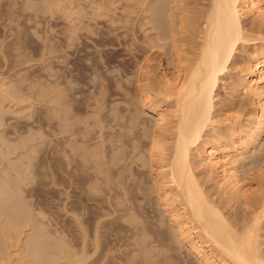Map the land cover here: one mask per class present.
Here are the masks:
<instances>
[{
    "label": "bare ground",
    "instance_id": "bare-ground-1",
    "mask_svg": "<svg viewBox=\"0 0 264 264\" xmlns=\"http://www.w3.org/2000/svg\"><path fill=\"white\" fill-rule=\"evenodd\" d=\"M167 4H165L166 6L163 4L159 10L157 9L161 23L158 25L159 27L156 24L158 31L156 38L158 37L162 42H160L161 44L169 41V44L167 43L169 46L164 48L162 54L167 69L163 66V63H158L156 64L157 73L152 69H144V74L137 76L136 100L138 98L140 101L139 104H141L143 111L141 107L140 110H135L134 105V110H130L125 122H120L123 119L121 116L122 119L118 121L119 129L116 128V130L114 129L106 135L102 132L101 127L92 132V128L80 127L79 120L74 119V144L72 143L74 152H71L72 150L70 149V152L74 153V200L75 198L85 197L83 199L90 200L92 198L94 200L96 198L98 201H103L104 198H99V195H101L99 192L105 194V202L108 203L107 212L114 214L115 218L113 219L112 215L110 221L124 220L128 222V225L135 230L132 237L135 239V243L139 245L138 253L143 262H149L148 259L152 258V249L156 245V239H152L150 234L153 229L151 232H147L148 228L145 229L143 226V221L146 218L143 217L144 215L142 216L141 207L138 205L132 206V200L129 203V196L132 195V190H139L140 192L138 191L137 193H141V196H144L147 190L143 185L144 181L141 175L135 168L131 170L130 167L132 163L139 166L147 165L151 176L150 188L158 195L160 203L158 202L157 204L162 206L160 211H164L171 222L169 232L173 236L172 238L185 248L184 251L186 250L193 254L198 263L264 264V246H261L262 240L260 238V229L262 228V222H264V188L249 194L248 188L243 183L244 177L240 172V169L245 170L246 153L252 147L256 148L260 135L264 131V0H209L201 15L202 26L197 32L199 39L196 42L197 36L193 37L195 38L196 46L190 48L191 50L188 54H182L181 47L177 44L174 27L176 22L171 11L172 7H167ZM32 6L30 5V7ZM82 7L84 8V6ZM93 8H95L94 5L92 10ZM91 13L93 14V12ZM99 13L101 12L99 11ZM247 14L253 19L250 24H248L249 22L245 24L246 19L244 20V16L246 17ZM191 20H189L190 24L193 21ZM180 21L182 23L183 18ZM193 26L195 25L193 24ZM103 40L101 36L97 38L98 43ZM248 43L251 45L249 51H247L248 46L245 47ZM240 47L247 49L245 51V48H242L244 50L243 56L237 55V57L240 56L238 58L241 61L239 59L236 60V54ZM157 55L160 60V55L158 53ZM77 59L79 60V58ZM231 69L234 70L232 74L229 72ZM226 75L229 78L227 81ZM221 80L222 82L220 83L219 81ZM93 81L95 80L93 79ZM219 87L229 90L227 92L229 95L227 100L229 99L233 102V98L238 100L240 98H237V96L240 95H249L250 99H257L261 105L260 112H248L244 121L241 117L220 118L222 115L218 113L220 108H216V104L219 102L216 98ZM106 90L103 93L106 94ZM244 102L240 103L243 104ZM223 106L226 108L225 105ZM82 110L80 109V111ZM226 115L228 116V114ZM68 125L66 126L68 127ZM12 149L15 150V146ZM62 151L61 153L64 154V149ZM68 155H70L69 152ZM31 157L32 155L27 156L23 167L20 168L18 166L20 169L18 167L16 169L12 168L15 171L12 174L11 172L10 174L6 172L8 175L0 173V261L6 258L2 261L4 263L7 260V255L12 256L14 254H8L5 249H7L6 247L10 242H16L14 244L17 248L13 249L16 258L14 256L15 259L8 257V260H15V264H84V257H86L84 241L81 245L80 255L77 250L72 249L73 245H69L68 242L71 241L63 238L68 233L67 231V233L64 232V236L57 235L59 229L60 232L65 231H62L61 228L63 227L58 226L59 229L56 227L52 229L49 227L50 223L46 224L44 220L46 218L45 210L43 211L44 208L40 205V202H43L41 197L44 194L41 193L42 195L38 198L42 200H38L36 204L32 203V200L28 198L33 194L39 195L41 188L39 189L40 186L38 187V184L39 182L43 184L42 181L37 182L35 178L36 184L34 177L38 175V180H40V177L42 179V176H40L42 171L40 169L44 164L35 162L39 167V170L37 168L39 174L36 172L34 174L31 173L36 170L35 166H30ZM258 165H261L260 160L257 163ZM51 167L54 168L52 169L54 172L55 167L50 166L49 168L51 169ZM49 171L51 170L47 172ZM47 172L44 171V173ZM29 173H31V176ZM52 173H50V177H52L51 181L53 182V178L56 175L53 173V176ZM57 181L63 182V180L59 179ZM57 181H54V183L57 184ZM42 184L39 185L42 186ZM44 191L46 192V188ZM148 191L150 193V190ZM129 192L131 195H129ZM232 198L243 204L241 213L229 210V202ZM33 202H36V200ZM75 205V209L72 208V211L77 209V205L76 207ZM85 206H82V208ZM80 208L78 209L80 210ZM107 212L105 211V214ZM74 217L76 219V216ZM81 217L82 219L77 217V220H75L76 225L79 227L76 232L85 235L87 229L85 226L88 227L89 222L87 224L88 219L83 218L84 216ZM140 217L142 218L140 219ZM161 219L163 218L161 217ZM161 219L152 222L156 229L163 224H160L163 221H160ZM99 220L101 219L98 218V221L93 224V230L92 227L90 228L91 232L93 231L92 235H94L95 250L105 238V236H102L103 240L99 241V239H102L100 236L103 234L99 232L101 224ZM54 224H51V226ZM107 227L109 226L103 228ZM103 228L101 227V229ZM88 230L87 232H89ZM104 231H108V229H104ZM22 232L24 233L23 237H21ZM60 232L59 234H61ZM14 244L12 245L15 246ZM103 246L104 244L101 247L103 248ZM16 249L20 250L16 252ZM3 255L5 256L3 257ZM133 257V254H129L126 260H124L125 258L123 259L124 263L122 261L119 262H122L121 264H130L129 261ZM62 258H65V261L63 259V261L59 262L58 260ZM168 259V255L164 254L163 258L158 262L148 264H164L165 262L168 263ZM12 262L14 264V261L9 263L12 264Z\"/></svg>",
    "mask_w": 264,
    "mask_h": 264
},
{
    "label": "rangeland",
    "instance_id": "rangeland-1",
    "mask_svg": "<svg viewBox=\"0 0 264 264\" xmlns=\"http://www.w3.org/2000/svg\"><path fill=\"white\" fill-rule=\"evenodd\" d=\"M167 2L169 3L167 4ZM208 3L209 0H0V173L8 175V173L10 174L11 172L12 174L15 172L14 169H16V167H23L28 155H32L30 159V166L33 165V167L35 166L36 169L31 173L34 174L35 172H39V167L37 166L39 162L40 164L42 163V165L44 164L42 168L39 164L40 168L43 169H40V171H42L40 174L42 179L40 177V180H38V175L35 177L32 175L34 179H37V182H43V184L39 182V184H42V186L38 184V187L40 186L39 189L41 188L40 194L37 196L33 194L34 196L30 195L28 198L32 200L31 202L34 204L38 203L37 201L41 198L43 199L44 205L43 202H39L44 208H42L43 211L45 210L44 212L46 218L44 220L46 221V224L48 225L50 223L49 227L52 229H54V227L59 229L58 226L63 227L61 228L62 231H65L60 232L59 229L61 234H59L57 231V235L64 236V234L68 232L63 238H65V240L67 239L68 241H71L72 243L68 242L69 245H73L72 249H75V251L77 250V253L79 254L81 253V245L84 241V253L86 254V257H84L85 261L83 260L84 264H121L124 258V260L128 258L129 254L134 255L131 261L128 260L130 264H148L151 262H158L163 258L164 254L168 255L169 257L168 263L165 262L164 264H200L195 259L193 254H190L186 250L184 251L185 248L182 245L180 246V244H178V242L172 238L173 236L169 232L171 222L169 221L167 214L164 213V211H160L162 210V206L157 204L159 202L158 195L150 188L151 176L147 169V165L139 166L135 163H132L130 167L131 170L135 168V170H137L141 175L142 180L144 181L143 185L147 188L145 195L141 196V193L138 194L137 192L139 190H132V195L130 192L129 195L131 196L127 195L130 197L129 203L132 200V206L138 205L141 207L142 216L144 215L143 217L146 218V221L142 219L144 220L143 226L145 229L148 228L147 232H151L153 229L154 232L152 231L153 233L151 232L150 234L152 239L155 238L157 241H155L156 245H154L152 249V258L148 259L149 262H143L140 254L137 251L139 245L135 243V239L132 237L135 230L132 229L128 225V222L124 220L119 221L116 219L118 222H115V220L114 222L110 221V219H112V215L113 219L115 218L114 214H109L107 212L108 203L105 202V194L99 192V194H103L101 196L97 192L100 199L104 198L103 201H98L96 198L94 200L92 198L90 200L83 199L85 197H80L79 199L75 198L74 200V153L71 152H74V119L79 120L80 125H78L80 127L86 129L92 128V132H95L97 129H99V127H101V130H103L102 132L105 133V135L109 132H112L114 129L116 130V128L119 127L118 121L123 118L120 122H125L126 117L130 114L131 109L140 110L142 108L141 104H139L140 101L138 98L136 100V78L144 74V69H152L157 73L158 68L156 67V64L158 63H163V66L167 69V65L164 62V56L162 54L164 48L169 46V41L165 43L163 42L164 44H161L162 42L158 39V37L156 38L158 32L157 26L161 23L158 12L160 6L167 4V7H172L171 11L174 16V21L176 22L174 24L175 36L177 38L176 41L178 42L176 43L179 47H181L180 49L182 50V54H188L191 50L190 48L196 46L195 44L198 41L197 39H199L197 32L202 26L201 15ZM30 5H35L39 8H36L35 6L30 7ZM93 5L95 7L93 8L94 11L92 10ZM82 6H84V8ZM90 11L93 12L94 15ZM99 11L102 14L99 13ZM182 12L186 15H184ZM247 15L246 17L244 16V20L246 19L245 24L248 22V24H250L253 19L250 15ZM181 18H183L182 23L180 21ZM191 19L196 21L193 22ZM189 20L192 21L191 24L189 23ZM193 24L195 26L192 27ZM181 35L183 36L181 37ZM100 36L103 37L104 40L98 43L97 38ZM196 36V39L193 38ZM247 46L248 50L245 48ZM250 46V43H248L245 47H240L236 54V60H238V57H240H237V55L243 56L244 50L242 48H245V51H249V49H251ZM78 50L80 51L78 52ZM157 53L160 55L162 60L158 59L159 56ZM77 58H79V60ZM229 72L232 74L234 70L231 69ZM99 78L102 80V82ZM93 79L95 81H93ZM227 80H229V78L226 75V81ZM219 82L221 83L222 80ZM105 90L106 94L103 93ZM4 91H8L9 93H5ZM217 91L216 98L219 100V102H221L220 105L222 104V109L220 105H218L219 102L216 104V108H220H218V113L222 114H220L221 116L218 114L220 118L241 117L244 121L248 112L254 111L259 113L261 110V105L259 104L258 100L252 97V99H250L249 95L237 96V98H240L238 100L233 98L235 102L234 103L229 99L227 100L229 97L227 92L229 90H224L223 88L219 87ZM85 99H88L89 102ZM241 99L242 101H245V104H241ZM222 101L224 102L222 103ZM232 102L236 106H234ZM134 105L135 107L133 109ZM223 105H225L226 108ZM92 106L95 108L93 109ZM80 109L82 111H80ZM141 110L143 111V108ZM143 113L145 114V112ZM113 114L115 117H113ZM226 114H228V116ZM146 116L148 115L146 114ZM105 123L109 124L106 125ZM66 125H68V127ZM16 128L17 130L15 131ZM14 146L15 150H13L14 148L12 149ZM63 149L64 154L61 153L63 152ZM70 149L72 150L71 152ZM66 151L67 153H65ZM51 152H53V154H51ZM68 152L71 156L68 155ZM65 156L69 159H66ZM56 158L57 160H55ZM259 160L261 161V165L257 166ZM65 161H68V165ZM50 166L55 167L54 172L52 171L54 168L51 167L50 169ZM47 168H49L48 170H51L56 176H54L51 171L47 172ZM63 168L65 169L63 170ZM44 171L47 173H44ZM240 172L244 177L243 183L245 184L246 188H248L247 191L249 194L264 188V131H262L260 135V140L256 148L252 147L246 153L245 170L240 169ZM31 173H29L30 176ZM50 173H52L54 176L53 182L51 181L52 177H50ZM47 174L49 175V178ZM49 179L52 183L49 181ZM57 179L63 180V182L57 181ZM54 181H57L58 183L56 184ZM66 187L68 188L66 189ZM45 188L46 192L44 191ZM148 190H150V193ZM41 193L44 194V196L39 199L38 197L42 195ZM132 196L134 197L133 199ZM35 200L36 202H33ZM74 204L77 205V209L79 207L82 208V206H86L82 209L80 208V210L76 209L72 211ZM229 205V210L231 211L234 210L241 213L243 210V204H240L235 198L230 200ZM105 211L108 214H105ZM103 214H105V216H103ZM160 215L163 219H161ZM74 216H76V219H74ZM81 216H84L83 218H86V220L88 219L87 224L89 222L88 227L85 226L87 228L85 232L86 236L83 235V233L78 234L76 232L79 227L76 225L75 220H77V217L82 219ZM98 218L101 219L99 221L101 222L100 226L102 228L106 226L109 227L101 229L99 226V232L103 233L100 237L102 238V236H105L104 241H102L104 246L102 248V244H98V248L95 250L93 243L94 235H92L93 231L91 232L90 228L92 227V230L94 229L93 224L95 221H98ZM141 218L142 217H140V219ZM148 218L149 220H147ZM157 219H161L160 221L163 220L160 222V224L165 223L164 226L161 224L163 228L161 226L160 228H157L158 231L152 223ZM51 224L57 225L51 226ZM84 225L86 224L84 223ZM104 229H108V231H104ZM87 230L89 232H87ZM260 234V238L262 240L261 246H264V222H262ZM23 235L24 233L21 237H23ZM101 240H103V238L99 239V241ZM14 243L10 242L6 247L7 249L5 250H7L8 254H15L13 249L15 250L17 246ZM74 245L77 247L75 248ZM18 250L20 249H16V252ZM7 252L5 253L7 254ZM14 254H12V256H7L9 258L15 259L16 254ZM4 256L5 255H3V257ZM12 259H9L8 261H14L15 264V260ZM63 259L65 261V258L59 259L58 261L61 262ZM7 260L5 261L6 263H3L2 261L0 262H2V264H8L9 262ZM119 261L122 262L120 263Z\"/></svg>",
    "mask_w": 264,
    "mask_h": 264
}]
</instances>
